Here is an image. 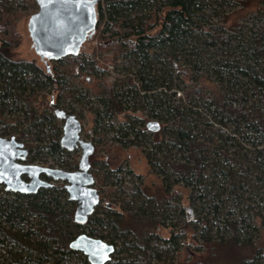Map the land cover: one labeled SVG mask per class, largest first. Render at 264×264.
<instances>
[{
	"label": "trees",
	"instance_id": "16d2710c",
	"mask_svg": "<svg viewBox=\"0 0 264 264\" xmlns=\"http://www.w3.org/2000/svg\"><path fill=\"white\" fill-rule=\"evenodd\" d=\"M224 4L238 9L226 16L221 12L230 25L219 34L204 27L209 21L206 10L221 7L215 0H102L96 5V30L83 45L88 50L76 58L50 63L48 72L34 60L18 58L22 38L17 22L24 13L13 8H36L34 0H0L1 136L12 137L6 129L11 124L18 128L17 138L28 143L29 161L49 158L69 171L76 169L75 160L64 161L68 154L59 146L60 122L53 109L74 113L72 107L79 108L89 96L78 91L76 81L82 87L86 79L99 80L102 89L94 87L92 92L98 107L91 108V139L101 142L107 122L123 115L112 140L125 149L148 143L144 158L158 181L150 187L138 181L135 187L120 184L115 189L125 174L134 177L131 170L119 166L112 171L115 182L106 191L110 197L129 191L131 199H119V211L109 209L105 217L95 212L84 226L74 224L75 204L60 184L34 197L15 195L0 186V264H88L82 254L69 248L79 234L115 247L108 264H167L161 258L178 252L182 234V227L175 229L170 210L180 205L181 215L189 205L199 214L197 235L211 255L210 264H261L264 0H227ZM253 14L262 27L241 32L239 21ZM121 60L134 63V74L109 87L103 82L108 72L103 63L117 69ZM165 62L170 69L156 70L157 63L164 66ZM180 76L194 85L197 79L205 84L207 115L222 131H231L232 136L221 145L195 123L194 116L200 115L190 110L195 104L173 99L177 90L173 82H180ZM131 107L134 111L146 108L152 119L163 123L158 134H170L172 139L150 140L143 120L135 117L133 121L127 114ZM39 133H47L46 142L38 139ZM98 163L92 161V168L97 184L102 185ZM181 184L186 191L179 196L173 188ZM215 188H221L222 196L216 195ZM258 188L262 193H256ZM195 192H206L209 200ZM138 195L141 200L134 202ZM198 201L206 204L197 209ZM126 202L134 204V209ZM163 229L169 230L167 238L160 236ZM248 229L256 234H249ZM193 236L195 230L188 235L189 239ZM224 256L231 262L224 263Z\"/></svg>",
	"mask_w": 264,
	"mask_h": 264
},
{
	"label": "rangeland",
	"instance_id": "374dc122",
	"mask_svg": "<svg viewBox=\"0 0 264 264\" xmlns=\"http://www.w3.org/2000/svg\"><path fill=\"white\" fill-rule=\"evenodd\" d=\"M228 1L230 3V1L232 0H228ZM215 2L220 4L221 7H218L216 5L214 10H211V8L206 10V14H207L209 21L207 22V25L204 27L205 29L210 30L209 32L211 33L217 32L220 34L222 30L227 29L230 25L229 22L226 23L222 19L221 14L223 13V16L229 15L238 8L226 6V4L224 3H227V0H215ZM211 5L213 7L214 3L210 4V7ZM36 10L37 8H27L26 10L25 8H21V7L13 8V11H19V12L24 13L23 14L24 16H22L17 22V29L22 38L21 45L17 51H18V58L26 59V60H34L40 66L43 67V64L39 61L38 56L35 54L32 48V43L29 38V34L27 30L28 19L31 14L36 12ZM253 16H255V14L248 15L245 20L239 21V23L242 25L241 32L245 33V32L250 31V29L257 30V29H260V27H262V24H260L258 21L255 22V20L252 18ZM87 50L88 49L86 46L82 47V52H86ZM97 57L101 59L103 55H97ZM104 57H107L106 54H104ZM103 64L107 68V71H108L104 74L103 82L109 87L118 85V83L122 79L126 78L128 74H134V63L132 61L130 62V60H126V61L121 60L119 62V66L117 69H115L112 66V64H109V63H103ZM167 69H170L167 62H165L164 66L158 63L156 65V70H159V71L162 70L164 72V70H167ZM182 79H183V76H180V82L173 80L174 81L173 84L175 85V88H177V90L176 89L173 90L176 93L175 96H173V99L176 101H178V99H182V102L184 104L185 103L187 104L189 102H192V104H195L190 109L192 110V112L196 111L197 113L200 114L198 115L199 118L194 116V119L196 121L195 123L201 129H204V131L206 132L210 140L213 139L214 141H216V143L218 142L219 145H221V143L223 142V140H225V138H227V136H232L231 131L229 129L227 130L223 129L224 131H222V128L214 124V122L210 119V116L207 115V112L205 110L206 106L204 104V101L207 97V88L205 84H203L202 80L200 79H197V81L195 82L196 83L195 85L193 83L184 81ZM88 83L89 85L84 82L83 84L84 86L81 87L80 84H78V82L76 81V84L78 85V91L82 95L86 94L89 96H86V100L83 101L82 104H80L79 108L72 107V110L74 111V115L78 114V111L81 113V116L78 115V118L82 124V131H83L82 139L84 141H89L90 134L91 132L94 131V123H93L94 120H93V113L91 112V108L98 107L97 99H96L97 97L96 96L94 97L92 92L94 90V87H98L102 89V86L100 85L99 80L91 79V81ZM170 94H172V91L169 92V95ZM48 97L50 96L48 95ZM151 97L154 98L156 97V95L154 96V94H152ZM41 100L42 98L40 97L38 100V103H41L40 102ZM133 109L134 108L131 107L130 112L127 113L128 115L133 116L132 117L133 121L135 117H137L138 119H142L143 125L145 126L147 122L151 120H156L157 122L160 123L161 128L163 127L162 122H160L157 119L151 118V113L146 108L145 110L139 108L136 111H134ZM8 117H9V113L6 112L4 114V118L8 119ZM123 118H124L123 115H118L116 116V118L107 122L108 127L104 128L105 130L102 131V133H104L102 134L104 136L103 142L99 144L94 143L95 153L93 155V159H90V161L91 162L99 161L98 169L100 171V174L104 177V180H106L104 183L105 185L107 184L106 187L111 186L109 185L110 182L112 181L115 182V179L111 175V173L113 170L117 169L119 166L121 167L123 171L131 170V172L134 174V177L131 174H125L123 178L121 179V181L117 182L115 189L119 188L120 184H124L128 187H135L138 181L150 187L153 183H158L157 179L150 174L148 165L144 158V155H145L144 151H149L150 145L146 143L145 144L146 146H133L132 148L125 149L119 146L120 145L119 143H116L114 140H112V137L116 134L115 130L119 128L118 124L123 122ZM202 122H208L210 123V126L204 127L203 125H201ZM135 125L140 126V124H135ZM6 129H8V131L11 133L10 134L11 136H14L16 139H18L17 138V135H18L17 127H14L13 125L8 124L6 126ZM170 129L171 128H169L168 130ZM210 129H212L213 132H211ZM1 131H2V128L0 127V137H4V136H1L2 134ZM158 133H155V134L148 133L149 135H151L149 139L150 140H157V139L163 140V138L172 139L170 134L167 135L163 133L159 135ZM37 136H38V139H42L43 142L47 141V133L46 134L39 133ZM45 137H46V140H45ZM5 138H9V137H5ZM234 140H237V139H234ZM67 157L68 158H66L67 159L66 161L71 162L72 160H75L78 163L79 158H80V151L77 150V151H74L73 153H69ZM101 161H104V162H101ZM31 164L41 165L45 167H52V168H62L64 170H67L64 167H60L58 162L51 160L49 158H46L43 161L36 160ZM110 176H112L113 178L110 179ZM96 188L98 190L100 189L99 187H96ZM173 190L176 191L177 193H180L179 196H182L181 193L186 191L183 188L182 184L180 186H175ZM216 191L218 192L216 193ZM128 192L129 191H120L116 195L111 196V197L110 195L109 196L106 195L105 197L102 198L103 199L102 203H109L111 208L118 212L119 211V205H118L119 199L123 198V199H127L128 201L131 199V197H129ZM214 192L216 193V195L220 194L222 196L221 188H215ZM256 193H262L261 189L260 188L256 189ZM200 195H202V197H204L206 200H209L208 196H206V192H201L199 194L195 192V196H200ZM136 200L137 201L141 200L139 195L135 197L134 202ZM176 200H178V198H176ZM253 201L256 202L257 199L254 198ZM204 204L206 203L198 201L196 202L195 207L198 209ZM125 205L130 209H134V204L132 203L126 202ZM177 207L178 208L176 209V211H173V209H171L170 213L173 215V217L175 216V220L173 222L175 225V229H179L180 227H182V232H181L182 234L178 240V244H179L178 252H174L169 255H164L161 258V261L162 262L167 261L168 262L167 264L171 262L174 264H208L211 259V255L206 252L205 250L206 248L203 246L202 241L199 239L197 235L199 231V227L196 221L199 217V214L197 216L194 211V207L189 205L184 208L183 213L181 215L180 214L181 205ZM191 218H193V220H191ZM251 223L253 224L254 222L252 221ZM193 230L196 231V237L193 236V238L189 239L188 235ZM247 231L251 235L256 234V233L253 234L251 229H248ZM248 233L246 236H250ZM221 234L224 235V233H221ZM160 236L163 238H167L169 236V230L167 231L166 229H163L160 233ZM259 241L264 242V228L261 229L260 231ZM262 256H264V254ZM223 262L230 263L231 261L229 260L228 257L224 256ZM65 264H75V263L68 262ZM261 264H264V258L261 261Z\"/></svg>",
	"mask_w": 264,
	"mask_h": 264
},
{
	"label": "water",
	"instance_id": "95a60500",
	"mask_svg": "<svg viewBox=\"0 0 264 264\" xmlns=\"http://www.w3.org/2000/svg\"><path fill=\"white\" fill-rule=\"evenodd\" d=\"M101 1L34 0L37 10L30 15L27 30L32 48L48 72L50 63L78 57L83 44L91 40L97 26L96 5ZM53 113L62 122L60 148L69 153L78 146L82 149L78 169L67 171L24 164L28 155L24 144L14 136L0 137V184L6 191L29 196L35 195L40 189L53 188L55 183H63L68 200L76 203L73 221L75 225L84 226L99 204V194L89 163L94 146L81 139L82 124L76 116L68 115L58 108ZM145 129L155 134L160 131L161 125L151 120L145 124ZM69 248L81 253L89 264H108L115 251L113 245L85 234L78 235Z\"/></svg>",
	"mask_w": 264,
	"mask_h": 264
},
{
	"label": "flooded vegetation",
	"instance_id": "af4514ba",
	"mask_svg": "<svg viewBox=\"0 0 264 264\" xmlns=\"http://www.w3.org/2000/svg\"><path fill=\"white\" fill-rule=\"evenodd\" d=\"M84 45V44H83ZM82 47H84V46H82ZM82 47H81V50H80V53H81V51H82ZM40 61V60H39ZM42 64H43V67H45V65H44V63L42 62V61H40ZM56 63H58V62H56ZM88 82H90V79H86V81H85V83H88ZM51 104H54V101H51ZM61 109V110H63V111H65L66 112V114H68V115H74V113H68L65 109H62L61 107H55L54 109H53V112H54V110L55 109ZM53 114V116H54V113H52ZM74 116H76V118L79 120V118H78V115L77 114H75ZM55 117V116H54ZM56 119V118H55ZM57 120V119H56ZM57 121H59V120H57ZM80 121V120H79ZM60 122V129H61V127H62V122L61 121H59ZM82 134H83V131H82V133H81V139H82ZM60 137H61V135H60ZM59 137V138H60ZM5 138V137H4ZM18 141H20V142H22L23 144H24V148L28 151V155H27V157H26V159H25V161L23 162L24 164H31V163H33V162H31V161H29L28 160V156H29V152H30V149L28 148V143L26 142V141H21V140H19V139H17ZM83 140V139H82ZM84 141V140H83ZM86 142H90V143H92L93 144V146H94V153H95V145H94V143H96V144H99V143H101V142H103V140H101V142H98V141H96V139H91V137H89V141H86ZM63 150V149H62ZM77 150H79L80 151V156H81V152H82V149L78 146V147H76L75 149H74V151H77ZM63 151H65V150H63ZM73 151V152H74ZM73 152H71V153H73ZM65 153H67V154H69V152H67V151H65ZM94 153L89 157V163H90V173L92 174V176H93V178H94V180H95V188L96 187H99L100 189L98 190L97 188H96V190H97V192H98V194H99V204L95 207V210H94V213L93 214H95V212H96V215L98 216V217H105V212L107 211V210H109V209H112L111 208V206L109 205V203H102V198L103 197H105L106 195L107 196H109L108 195V193H107V191H106V189L107 188H109L108 186L106 187V185L104 184L105 183V181L106 180H104V177L102 176V185H99V184H97V177H96V170L94 169V168H92V162L90 161V159H93V155H94ZM66 158H68V157H64V161L65 162H67L66 160ZM80 159V158H79ZM105 161V160H104ZM104 161H101V162H104ZM76 164H77V167H76V169H74V170H72V171H76L77 169H78V163L76 162ZM98 165H99V163L96 165V167H97V169H98ZM62 169V168H61ZM67 171H69V170H67ZM97 172H98V170H97ZM98 174H100V171L98 172ZM101 175V174H100ZM42 179H44V180H48V179H46L44 176H40ZM23 179L26 181V178L25 177H23ZM106 179V178H105ZM49 181V180H48ZM62 185L63 186V183H55V185H54V187L56 186V185ZM0 186H2L1 184H0ZM103 186H104V188H103ZM3 188H4V186H2ZM53 187V188H54ZM53 188H50V189H53ZM5 189V188H4ZM64 189V188H63ZM43 190H48V189H40L35 195H29V196H27V195H22V196H27V197H34V196H37L40 192H42ZM65 191V190H64ZM7 192H9V191H7ZM10 193H12V192H10ZM101 193H102V195H101ZM12 194H14V193H12ZM65 194H66V192H65ZM15 195H19V194H15ZM66 196H67V194H66ZM68 199V198H67ZM71 202V201H70ZM72 203H74V202H72ZM75 204V208H76V203H74ZM93 216V215H92ZM90 218V217H89ZM88 218V219H89ZM74 222V221H73ZM75 224V223H74ZM79 235H81V234H79ZM86 235V234H85ZM88 236V235H87ZM89 237H91V236H89ZM76 238V237H75ZM92 238H96V237H92ZM98 239H100V238H98ZM102 240V239H101ZM104 241V240H103ZM106 242V241H105ZM106 243H108V242H106ZM108 244H110V243H108ZM115 248V247H114ZM114 253H115V251H114ZM81 254V253H80ZM114 256V255H113ZM112 256V257H113ZM111 257V258H112ZM89 264V263H88Z\"/></svg>",
	"mask_w": 264,
	"mask_h": 264
}]
</instances>
